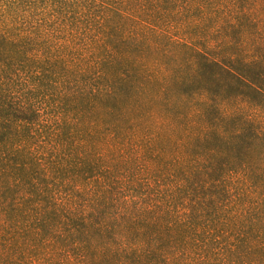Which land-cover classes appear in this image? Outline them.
I'll return each instance as SVG.
<instances>
[{"label": "trees", "instance_id": "trees-1", "mask_svg": "<svg viewBox=\"0 0 264 264\" xmlns=\"http://www.w3.org/2000/svg\"><path fill=\"white\" fill-rule=\"evenodd\" d=\"M0 2V264H264V0Z\"/></svg>", "mask_w": 264, "mask_h": 264}, {"label": "rangeland", "instance_id": "rangeland-1", "mask_svg": "<svg viewBox=\"0 0 264 264\" xmlns=\"http://www.w3.org/2000/svg\"><path fill=\"white\" fill-rule=\"evenodd\" d=\"M76 1L78 2V0ZM95 4L98 5V2H94V5ZM94 5L93 8L92 6L91 8H89V11L84 9V15H81V17V9H79V5L76 6L74 15L71 16L72 20L74 19V26L77 25V27L79 28L77 29L75 27V29L70 31L74 34L72 41L70 36L67 37V40L65 42L59 41V43L61 44V48L64 45L66 53L68 54V56L66 57V62L69 65L70 71L73 72V75H82V79L84 78V80L88 83H92V81H94L93 72L95 70V56L98 54V52L95 50L98 44L97 32L100 26V20L96 16L99 15L100 8H96L94 7ZM36 7H38L36 11L39 12L41 11L43 5L39 3V1H36ZM107 25L108 24H106V26ZM79 80L81 83L80 77ZM121 152L122 149L116 154V150L114 149V146L111 142V135L106 134L105 143L98 154L99 160L97 163L96 161H94L92 164L93 169L97 170L94 174L95 177L91 181V183L93 184V189H95L94 187L96 185H100L101 181H104L105 183H107V185L112 181L114 182V180H118L120 183H127L126 175L130 172L131 165L129 166L128 164H126L128 162L127 154H125L126 156L124 158L126 161L124 159H120ZM142 154L143 152L137 153L138 156H141ZM49 159V161L53 160V158L51 157H49ZM137 163L140 166V163H143V161H139L138 159ZM114 174H117V176H115ZM140 174L141 175L139 178L144 180L146 176H142L144 175L142 174V171L140 172ZM102 175H104V177H102ZM158 179L159 180H155L154 182L158 183V181H160V178ZM93 195H95V193H92V196Z\"/></svg>", "mask_w": 264, "mask_h": 264}]
</instances>
